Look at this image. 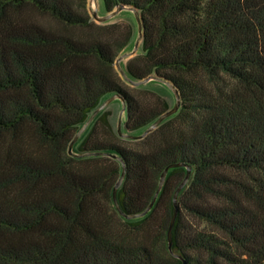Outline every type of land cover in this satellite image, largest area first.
<instances>
[{
	"label": "trees",
	"instance_id": "obj_1",
	"mask_svg": "<svg viewBox=\"0 0 264 264\" xmlns=\"http://www.w3.org/2000/svg\"><path fill=\"white\" fill-rule=\"evenodd\" d=\"M87 1L0 0V264H264V0H98L137 11L125 73L173 86L180 107L134 148L101 113L75 157L110 96L127 132L169 110L122 86L134 28L95 24Z\"/></svg>",
	"mask_w": 264,
	"mask_h": 264
},
{
	"label": "rangeland",
	"instance_id": "obj_2",
	"mask_svg": "<svg viewBox=\"0 0 264 264\" xmlns=\"http://www.w3.org/2000/svg\"><path fill=\"white\" fill-rule=\"evenodd\" d=\"M87 13H88L90 19L97 25L117 24L120 27L124 26L125 28L129 27L130 24L132 25V27L134 28V31H135L134 39L129 43L127 48H125L124 50H122V51H120L118 53V55H117V57L115 59V62H114V69H115V72L117 74V77L119 78L122 86L131 95L135 96L139 100L153 99L154 101L157 100L159 103L165 102L166 104H168V109L169 110L172 109L174 104H175V97H174L173 93L171 92V90L167 86H165L164 84H162L160 82H157L156 80H150L149 82H147V83H145L143 85L133 86L125 78V77H127V75L125 73V70H124L125 69V65L127 64V62L130 59H132L133 57H135V56L140 54V45H139L137 52L132 57L124 58L122 60H119V58L123 54L130 53L133 50V48H134V43L136 41V38L138 37V26H137V22H136L135 18L132 17V15L127 17L126 14H124V13L120 14L119 13L117 16H115L111 20H109L107 22H104V23H99L98 21H96V20H94L92 18L91 13H90V11L88 9V3H87ZM97 14L100 17L105 15L104 12H103L102 4L100 2H98V12H97ZM41 19L43 20V22L47 23L48 25H53V23H51L47 18H41ZM121 71H123L124 74H122ZM148 77H154V76H148ZM109 98H107L106 100H108ZM123 105L125 106L124 102H123ZM123 105H122V102H121L120 99H112V100H110L109 102L106 103L104 108L98 114H96L95 117L97 115L105 112L107 114V118H108L109 124L111 125L112 132L117 137L116 142L119 145H123V146L128 147V148L129 147L134 148V147H136L139 144L140 141H142L144 138H146L150 133L148 135H146L144 138L138 139V137H140L147 128L146 129L137 130L135 132H127L125 130L123 125L125 124L126 115H125V111L124 112L122 111V108H123L122 106ZM92 114H93V112H92ZM118 129L123 134V136H130V137L120 136L118 134ZM72 152H73V150H72Z\"/></svg>",
	"mask_w": 264,
	"mask_h": 264
},
{
	"label": "water",
	"instance_id": "obj_3",
	"mask_svg": "<svg viewBox=\"0 0 264 264\" xmlns=\"http://www.w3.org/2000/svg\"><path fill=\"white\" fill-rule=\"evenodd\" d=\"M88 9L91 13V16L94 20L98 21L99 23H104V22H107L109 20H111L112 18H114L115 16H117L120 12L122 11H130L136 22H137V26H138V37L136 38V41L134 43V48L133 50L128 53V54H123L119 60H122L124 58H129V57H132L138 50V47L139 45L141 44V41H142V32H143V28H142V23H141V19H140V16L139 14L137 13V11L135 10H132V9H128L122 5L120 6H117L112 12L100 17L98 16L97 12H98V0H88ZM121 70V69H120ZM122 74H124L123 71H121ZM125 76V75H124ZM126 80H128V82H130L133 86H139V85H143L147 82H149L150 80H156L157 82H161L159 79L155 78V77H147L143 80H140V81H131L128 77H125ZM170 90L171 92L173 93L174 97H175V104L173 106L172 109L166 111L165 113H163L162 115H160V117L153 123L151 124L145 131L144 133L138 137V139H142L144 138L146 135H148L149 133H151L154 129H156L160 123L165 120L166 118L172 116L173 114H175L179 107H180V97H179V94H178V91L171 85H169L168 83H164ZM112 99H120L121 102H122V105H123V100L118 96V95H113L111 96L108 100H106L102 105H100L94 112L93 114L89 117V119L87 120V122L82 126V128L77 132V134L74 136L72 142L70 143L69 145V149H68V154L71 155V156H75V157H86V156H90L92 155L91 153H82V154H74L72 152V147L73 145L75 144V142L78 140V138L82 135V133L86 130V128L88 127V125L90 124V122L93 120V118L95 117L96 114H98L103 108L104 106L106 105L107 102H109L110 100ZM122 111L124 112L125 111V106L123 105L122 106ZM123 127L125 128V124L123 125ZM118 134L120 136H123V134L120 132V130L118 129ZM123 137H130V136H123ZM119 160V159H118ZM122 164V172H121V175L120 177L118 178L117 182L115 183L114 185V188H113V191H112V200H113V203H114V206L116 208V210L119 212V214H122L121 211H120V208H119V205H118V202H117V191L118 189L120 188L123 180H124V177H125V168L123 166V163ZM171 167H174V166H169L167 167L163 173L161 174V177H160V180H159V184H158V188H157V191L151 201V203L149 204V206L146 208V210L140 214L139 216H143L145 215L153 206L163 184H164V181H165V177H166V174L168 172V170L171 168ZM189 175H190V168H187V174L185 176V178L183 179V181L179 184V186L177 187V189L175 190L174 194H173V198H172V203H173V214H172V218H171V221H170V224H169V228H168V232H167V240H168V248L169 250L171 251V247H172V239H171V232H172V227H173V224L175 222V219H176V216L179 212V206H178V196H179V193L180 191L183 189V187L187 184L188 180H189ZM134 216H128L127 218H132Z\"/></svg>",
	"mask_w": 264,
	"mask_h": 264
}]
</instances>
